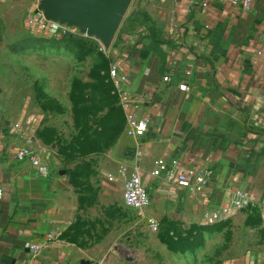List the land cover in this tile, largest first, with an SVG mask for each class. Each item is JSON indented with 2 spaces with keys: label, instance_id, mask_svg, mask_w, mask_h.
<instances>
[{
  "label": "crops",
  "instance_id": "obj_1",
  "mask_svg": "<svg viewBox=\"0 0 264 264\" xmlns=\"http://www.w3.org/2000/svg\"><path fill=\"white\" fill-rule=\"evenodd\" d=\"M124 24L117 65L131 91L148 96L136 111L151 118L145 138L127 136L124 111L126 130L111 152L62 149L30 99L14 107L0 96V264H195L231 236L214 260L264 264V0L249 13L230 0H138ZM28 147L48 175L17 161ZM160 161L208 171V183L199 191L156 177ZM135 173L152 198L138 213L151 229L158 223L157 246L130 245L123 193ZM240 190L253 201L236 210ZM225 207L229 216L207 222ZM32 244L43 247L38 255Z\"/></svg>",
  "mask_w": 264,
  "mask_h": 264
},
{
  "label": "rangeland",
  "instance_id": "obj_2",
  "mask_svg": "<svg viewBox=\"0 0 264 264\" xmlns=\"http://www.w3.org/2000/svg\"><path fill=\"white\" fill-rule=\"evenodd\" d=\"M41 1L0 0V96L14 107H23L30 99L32 112H42L46 122L58 127L49 135L59 140L62 149L74 148L85 154L111 152L121 145L126 130L112 79V70L120 60L115 43H122L124 22L132 19L138 0H133L110 46L100 36L89 37L79 30L71 35L45 36L29 28L27 16ZM125 206L127 222L134 225L128 232L130 245L161 243V232L153 231L137 211ZM223 243L231 245L232 236L216 240L195 264H219V257L217 261L213 256Z\"/></svg>",
  "mask_w": 264,
  "mask_h": 264
},
{
  "label": "built area",
  "instance_id": "obj_3",
  "mask_svg": "<svg viewBox=\"0 0 264 264\" xmlns=\"http://www.w3.org/2000/svg\"><path fill=\"white\" fill-rule=\"evenodd\" d=\"M231 4L240 9L243 13H249L253 10L256 0H230ZM26 25L36 30L39 34L45 36H65L76 34L77 29L58 22L49 21L43 13L37 12L36 9L29 13L26 19ZM264 40V29H263ZM112 79L116 84L119 94L120 106L127 114V130L126 134L132 139H143L146 137L150 125L151 118L149 116L139 118L136 111L145 106L149 100L145 92H133L129 88V78L124 73L120 66L117 65L112 70ZM166 83L171 82V77L164 78ZM180 91H189L188 84L182 83L179 86ZM16 159L19 162H30L35 167L40 175L46 176L49 174V168L42 160L41 156L34 152L31 148H23L16 154ZM177 163L168 164L160 161L153 175L160 177L165 175L168 182H174L186 189H195L201 191L208 183V171H178ZM124 172V169L122 170ZM1 196V193H0ZM124 202L128 207L133 208L137 212L145 213L151 206L152 198L148 191L145 181L140 174H133L125 184L123 193ZM252 198L244 190L238 191L233 197L232 207L236 210H241L249 207L252 204ZM231 210L229 207L213 211L207 219V222L212 224L221 221L222 218L229 216ZM150 225L154 231H158V223L150 220ZM41 245L32 244L28 247V252L33 255H38L42 251Z\"/></svg>",
  "mask_w": 264,
  "mask_h": 264
},
{
  "label": "water",
  "instance_id": "obj_4",
  "mask_svg": "<svg viewBox=\"0 0 264 264\" xmlns=\"http://www.w3.org/2000/svg\"><path fill=\"white\" fill-rule=\"evenodd\" d=\"M133 0H42L36 11L47 20L98 35L110 46Z\"/></svg>",
  "mask_w": 264,
  "mask_h": 264
},
{
  "label": "trees",
  "instance_id": "obj_5",
  "mask_svg": "<svg viewBox=\"0 0 264 264\" xmlns=\"http://www.w3.org/2000/svg\"><path fill=\"white\" fill-rule=\"evenodd\" d=\"M145 17V19H147V17L146 16H144ZM76 37V36H75Z\"/></svg>",
  "mask_w": 264,
  "mask_h": 264
}]
</instances>
